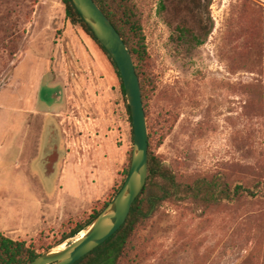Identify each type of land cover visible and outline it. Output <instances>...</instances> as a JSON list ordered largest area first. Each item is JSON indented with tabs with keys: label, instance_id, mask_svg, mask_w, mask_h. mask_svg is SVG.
<instances>
[{
	"label": "rangeland",
	"instance_id": "374dc122",
	"mask_svg": "<svg viewBox=\"0 0 264 264\" xmlns=\"http://www.w3.org/2000/svg\"><path fill=\"white\" fill-rule=\"evenodd\" d=\"M137 2L157 84L148 123L171 116L156 154L183 183L264 182V0ZM183 27L204 44L182 43ZM132 149L113 67L64 1L0 0V233L48 248L113 199ZM133 246L127 264H264V199L167 200Z\"/></svg>",
	"mask_w": 264,
	"mask_h": 264
},
{
	"label": "trees",
	"instance_id": "16d2710c",
	"mask_svg": "<svg viewBox=\"0 0 264 264\" xmlns=\"http://www.w3.org/2000/svg\"><path fill=\"white\" fill-rule=\"evenodd\" d=\"M66 9V20L74 26L81 27L98 45L111 63L119 83V94L124 106L125 114L131 126L133 141V124L130 107L127 103L125 88L119 69L92 30L88 27L83 17L76 9L72 0H63ZM104 14L111 21L118 33L123 38L125 44L130 48L136 66V72L140 80L142 96L145 106L147 121L149 120V100L156 91V78L151 68L150 56L148 54L144 28L142 23V13L137 0H94ZM200 1V0H199ZM210 31L207 33V36ZM181 42L184 44L203 45L204 40L183 27L180 31ZM171 116L167 118L164 125L159 129L149 127V177L145 189L134 202L129 217L125 224L105 243L87 254L75 264H127L133 261L135 248L133 240L138 229L144 224L147 217L156 210L162 202L167 200H192L193 203L204 206H219L225 202H232L243 198L264 199V182L257 181L250 187L244 184L229 185L219 176L211 178L200 177L192 184L183 183L179 180L170 166L165 164L156 154L155 150L160 148L167 138L165 124L169 125ZM171 126L167 128L170 130ZM56 153L53 154V158ZM132 152L127 156V165L124 177L120 186L116 189L115 196L125 183L128 177ZM107 201L98 211L92 214L83 223L75 226L70 232L64 233L61 238L42 251L37 250L33 245H28L25 241H16L0 233V264H29L33 262L44 250L55 245H60L69 239L76 237L82 232L109 204Z\"/></svg>",
	"mask_w": 264,
	"mask_h": 264
},
{
	"label": "water",
	"instance_id": "95a60500",
	"mask_svg": "<svg viewBox=\"0 0 264 264\" xmlns=\"http://www.w3.org/2000/svg\"><path fill=\"white\" fill-rule=\"evenodd\" d=\"M72 2L119 69L133 124L132 159L128 177L122 188L82 231L83 236L77 238L82 233L80 232L67 245H64V242L55 246L29 264H75L105 243L125 224L149 177V127L132 52L94 0Z\"/></svg>",
	"mask_w": 264,
	"mask_h": 264
},
{
	"label": "crops",
	"instance_id": "0c3cea01",
	"mask_svg": "<svg viewBox=\"0 0 264 264\" xmlns=\"http://www.w3.org/2000/svg\"><path fill=\"white\" fill-rule=\"evenodd\" d=\"M65 84V83H64ZM69 93V88L68 87H63L62 89H61V95H67ZM62 96V97H63ZM61 97V98H62ZM60 105V104H59ZM53 109H56V110H63V107H53ZM45 115L46 116H48L49 118L51 117V118H53V114H52V112H47V113H45ZM54 119V118H53ZM58 121V120H57ZM56 120H55V122H51V121H49L48 122V126H50V130H49V132H51L50 134L51 135H57V134H61V132H60V123H59V121L57 122ZM62 135V134H61ZM63 141H64V139H63ZM64 155H63V158H62V162H63V164H64V166L66 165L67 166V164H65L66 162H68L69 160H70V158H71V156H72V153H70V150H69V147H68V145H67V143L64 141ZM73 158H74V156H73ZM76 160H77V157H75L74 158V163L76 162ZM78 167V166H77ZM75 168H74V166H73V168H72V170H74ZM61 180H62V183L63 184H65L66 183V181H67V179L65 178V176L63 175V167H62V173H61Z\"/></svg>",
	"mask_w": 264,
	"mask_h": 264
},
{
	"label": "bare ground",
	"instance_id": "6f19581e",
	"mask_svg": "<svg viewBox=\"0 0 264 264\" xmlns=\"http://www.w3.org/2000/svg\"><path fill=\"white\" fill-rule=\"evenodd\" d=\"M83 234H84V232H82L81 234H79L80 235V237L79 238H81L82 236H83ZM55 247V246H54Z\"/></svg>",
	"mask_w": 264,
	"mask_h": 264
}]
</instances>
